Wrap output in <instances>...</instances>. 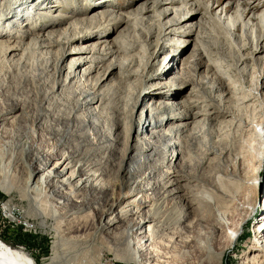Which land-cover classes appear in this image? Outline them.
<instances>
[{"label":"bare ground","instance_id":"obj_1","mask_svg":"<svg viewBox=\"0 0 264 264\" xmlns=\"http://www.w3.org/2000/svg\"><path fill=\"white\" fill-rule=\"evenodd\" d=\"M19 1L23 2L22 5L17 4ZM19 1L13 5V11L34 2ZM62 1H37V6H42V9L33 12L34 16L50 15L55 18L49 22L51 29L45 33L31 29L28 22L21 23L18 26L20 30L13 27L16 31L0 32V51L6 62L17 56L20 58L31 42L47 51L63 46L55 37L58 33L65 35L68 27H61L62 21L56 19L58 15L50 14L63 7ZM81 1L89 2L90 10L81 7ZM236 1L235 8L232 1H227L214 10L208 3L200 6L192 0H144L138 9L118 11L115 0H73L70 14L63 16L70 21L68 26L98 23L96 26L99 25V28L89 32L90 26L87 25L75 32L71 39L68 37V43L74 40L82 44L76 49L82 55L73 59L72 66L66 68L62 65L65 61L62 58L64 48H60L62 54L58 57L57 72L60 76V72L67 69L63 81L65 85L62 79H58L59 90L53 86L42 99V104L47 106H41L32 113L21 101L5 102L0 96V190L10 198V202L5 203L4 218L18 221V215L23 214L24 217L36 218L40 225L50 226L55 238L51 258L64 264H106V256L124 264H176L182 259H205L222 264L226 250L233 245L236 240L234 235L238 233L229 221L234 215L228 203L231 195L221 192L214 184L203 182L194 173L186 172L191 162L184 155L181 137L190 133L187 142H183L187 147L189 141L197 138L198 128H209L232 115V121H226L229 126L226 128L235 126V130H241L250 124L249 137L253 138L249 139L258 147L254 152L253 167L256 163L259 165V152L264 153V121L255 117L254 121L251 119L252 125L250 119L240 114V110L253 105L255 100H264V92L261 93L264 91V0ZM6 4V1L0 0L3 24L10 23L12 18L6 15ZM188 7L191 8L186 10ZM199 8L207 13L220 10V16L215 21L219 23L221 15L224 16L222 28L228 37L230 35V40L239 41L241 48L249 46L235 64V69L242 76L250 71L249 78L253 82L249 93H241L242 97L235 98V109L239 113L235 115L232 108L228 109L221 103V99L229 93L222 83L215 85L218 90H223L217 107L199 103L190 105L193 101L189 100H183L185 103L181 105L169 94L171 88L148 90V83L162 79L170 71L169 68L163 72L154 70L155 64L151 63H148V69L145 67L141 71L139 68L128 69L124 62L119 66L121 79L140 77L144 94L147 88L142 97L143 109L137 118L134 114L139 98L131 104L129 116L124 121L119 107L116 104L111 107V92L110 100L103 105L104 100L109 99V92L103 95L97 88L104 79L87 84V76L95 71L97 64L104 66L108 57L118 53V49L109 42L106 31H101L103 22H123L135 11H140L138 17L145 21L151 13L158 19L159 38H165L177 32L193 33L197 26L199 32L206 31L205 26L197 25L191 16L186 15ZM181 9L187 12L176 17V11ZM232 9L236 17L229 14L225 19ZM173 12L175 16L170 17ZM24 15L21 13L20 17ZM238 27L240 34L233 32L238 31ZM96 38L97 41H92ZM161 41L166 43L169 40L165 38ZM203 58L201 53L200 57L194 56L197 60L194 63L202 67L200 62ZM112 67L114 71L117 64L113 63ZM78 78L82 80V87L79 88L76 86ZM179 79L174 75L168 78V82L155 86L165 88ZM239 81L244 83L245 79ZM61 89L66 90L64 94L70 97L59 94ZM68 101L73 105L63 110L61 106ZM52 105L59 108L53 109ZM108 106L111 112L105 117L108 121L106 125L101 112ZM144 112H148V118L144 117ZM158 117L159 120H156ZM126 122H130L131 132L133 130L136 134V144L127 142L126 151L119 155L120 139L115 132L119 125ZM163 142L165 148L160 145ZM222 154V150L205 145L204 157L199 164L204 165L208 156L220 157ZM182 159L183 164L178 168L175 162ZM255 175L258 177L261 174H253L251 180L256 178ZM263 182L264 173L261 181L253 184L255 188L258 186L259 196L262 195ZM261 198L263 201L259 209L263 212L264 193ZM15 206H19L22 212ZM253 207L240 224L248 222ZM206 216L214 224L209 235L204 233L201 222ZM88 222L92 224L93 231L80 232V227ZM260 222L254 229L255 238L247 244L248 252L239 256L238 264H264V216ZM222 233L225 235L223 240L218 238L216 241L217 235ZM219 240L223 245L218 243ZM10 245L0 239V264H35L29 254L13 250Z\"/></svg>","mask_w":264,"mask_h":264},{"label":"rangeland","instance_id":"obj_2","mask_svg":"<svg viewBox=\"0 0 264 264\" xmlns=\"http://www.w3.org/2000/svg\"><path fill=\"white\" fill-rule=\"evenodd\" d=\"M5 1L7 2L5 7L6 15L9 14L12 18L8 24H3V21L0 19V32L5 33L6 31H16L17 28L19 29L18 26L23 22L30 23L32 27L31 29L35 31H43L45 33L48 29H51L49 22L55 18H52L50 15H33V12L42 9V6H37V1L39 0H34L29 6H19V9H15L14 11L12 10V7L19 0H4V2ZM9 1L10 3L8 4ZM143 1L144 0H115L118 5V11L138 9ZM227 1H232V3H234V8L238 4V1L236 0H192L193 3L200 4V6L203 3H208L210 7L213 6L214 10L217 9L216 7L219 5L221 7L224 6ZM243 1L245 0H241L240 2ZM72 2L73 0H64L62 1L63 7H60L54 12H50V14L54 13L58 15L56 19L62 21V24L60 25L61 27H68L65 35H60L58 33L55 37V39H59L60 42L63 43V46L50 48L49 52L38 48L35 42H31L29 48L27 46V49L25 50V53H27L20 55V58L19 56L13 58L14 62L13 60L6 62L0 51V96L5 102L21 101L25 104L26 110L32 113L33 111L40 109L41 106H47V104H42V99L47 90L53 88V86H55V90H57V88L59 90L56 81L62 79L63 82L67 71V69H65L64 72H60V76H58V57L62 54L60 48H64L62 58L65 61L62 65L66 68L72 66L73 59L82 55L76 51V49L82 44H79L74 40L68 43V39L74 37L75 32L77 33L82 28H86L87 25L90 26L89 32H95L96 29L99 28V25L96 26L98 23L68 26L70 21L64 19L63 16L70 14ZM22 3L23 2L19 1L17 4L22 5ZM80 6L90 10L89 2L87 1H81ZM23 8L24 11H22ZM190 8L191 7H188L186 10H189ZM43 10L47 11V9ZM186 10L181 9V11H176V17L180 16V14L183 16V13L187 12ZM21 13L25 14L23 18L20 17ZM139 14L140 11H135L132 14H129L130 17H126L123 22L117 21L114 23V20L103 22L101 31H106L109 42L118 49V53L108 57L104 66H102L101 63H98V67L95 71L87 76V84L89 83L90 85L95 84L98 80L103 81L104 79L100 88H97L99 93H104L103 95H106L108 94L107 92H109V99H105L103 105L110 100L111 92V107L115 106V104L119 107L120 116L124 117V121L127 116H129L131 104L139 98L134 114L137 118L140 112H142V97L147 93V88L145 89L144 94V86L142 87L140 77L133 78L135 76H132L127 80L121 79L119 66L120 63L124 62L125 65L128 66V69L136 70L139 68L141 71L145 67L148 69L149 66L147 65L148 63H151L155 64L154 70L160 69V72H163V70L169 68L170 71L162 79L148 83V90L171 88L169 94L173 96L174 100L180 102L181 105L185 103L183 100H189L193 101L190 105L199 103L200 105L217 107V103L221 102L219 100V94H223V90H218V87L215 88V85H217V83H222L226 89L229 90V93L224 99H221V103L228 109L232 108L234 114L237 115L239 112L235 109V98L242 97L241 93L242 95L249 93V90L253 87V82L250 81L251 79L249 78L250 71H248V74L246 73L247 75L245 74L242 76L239 71L235 69L236 60L239 58L240 54L248 51L247 47L249 46L246 45L245 48H241L239 47L241 46L239 41L236 42L230 40V35L228 37L225 30L222 28V19H224V16L221 15L222 19L219 23L215 21V18H219L218 15L220 14V10L212 13H207L203 8H199V10L194 12L190 11L189 14L186 15L191 16V20L194 23L205 26L207 30L199 32L197 26L193 33H173L165 36V38H168L169 40L166 41V43H162L161 41V39H165L163 36L159 38L161 31L157 17L150 13L149 15H151V17L148 20L142 21L138 17ZM229 14H233L231 17H236L234 9L228 12L225 19L229 17ZM175 15L173 12L170 17H174ZM220 23L221 25H219ZM13 27L16 29H13ZM233 32L236 34L241 33L239 27L238 31L233 30ZM29 40L30 39H28L27 42H29ZM92 41H97V38ZM35 46L37 48H35ZM200 53L204 56L203 62H200L202 67H199L197 63H194L197 61L194 59V56L198 55V57H200ZM21 56L23 58H21ZM19 61L21 62L19 63ZM113 63L117 64L114 71L112 67ZM81 68L83 69L84 66ZM174 75L180 77V79L165 88L155 86L156 84L160 85V83L168 82V78ZM243 78L245 79V82L241 83L239 80ZM76 82L78 88L82 87V80L80 81V78H78V80L76 79ZM239 88L240 90H238ZM59 92H56V94L59 93L62 94V96L70 97L64 94L67 93L66 90L63 91V89H61ZM262 92L264 91H261V93ZM258 100L259 99L255 100L256 102L254 101L253 105H244L246 106L245 109L242 111L240 110L241 117L244 118L246 116L245 119H250V123L256 118H260L264 121V100L260 98L259 103L257 104ZM71 105H73L72 102L68 101L61 107L63 110H68ZM111 107H105L106 109L104 108L102 112L100 111L104 122H106V118L110 115ZM52 108L58 109L59 107L52 105ZM64 113L68 114L67 112ZM144 114L146 115H144V117L148 118V112H144ZM159 118L160 117L156 120H159ZM232 119V115L225 118L227 122L232 121ZM226 121H221L222 123H218L217 121V123H214V125L209 128L206 126L198 128L199 132L197 138L188 142L190 149H188V146L186 147L183 143L187 142L190 133H186L185 136H182L181 141L182 148L185 151L184 155L186 159H190L188 162H191V166H188L189 168L187 167L186 172L194 173L203 182L214 184L220 188L221 192L232 196V198L230 196L231 201L228 203L231 206L230 210L234 212V215L230 217L229 221H231L237 228L238 233L237 235H234L236 240L233 242V245L226 250L222 264H238L239 256L248 252L247 244L252 238H255V235H253L254 229L257 225L261 224L260 221L264 216V211L261 212L259 209V204L261 205V202L263 201L261 196L264 193V188L262 195L260 194L259 196L258 186L255 188L253 185L254 183L258 184L263 176L264 153L262 151L259 152V165L256 163L253 167V160L256 157L254 152H256L255 150H257L258 147L254 141H250V139L253 138L249 137L250 133L248 131H250V124L248 127H244V129L242 127L241 130H235V126H232L230 129L226 128L229 127L227 126ZM105 124L107 125L108 121ZM129 124L130 122H126L124 125H119V128L115 132L120 139V145L118 147L119 155H122L126 151L128 143L130 145L136 144V134L133 130L131 132ZM252 125L254 124L252 123ZM129 135L131 136L130 140L128 138ZM249 142L251 143V146H249ZM160 145L162 148H165L164 142ZM205 145L216 147L219 150H222L223 154L220 157L212 155L208 156V161L204 165H200L199 161L204 157ZM175 164L180 168L182 166L181 164H183V159L176 161ZM253 169L255 170L251 171ZM255 173L261 175L258 177L255 175L256 178L251 180ZM197 188L198 190L200 189L199 186ZM9 199L8 195L0 190V239L8 245L11 244L10 247H12L13 250L29 254L30 259H32L35 264H64L59 260L51 258L55 238L50 226L40 225L36 218L24 217L22 216L23 214L18 215V218L20 217L18 221H8L4 218V212H6L5 203L10 202ZM15 207L22 212V209H20L19 206ZM251 207H253V210L248 222L240 224V220L247 216ZM1 208H3V210ZM201 222L205 228L204 233L209 235L212 225H214L213 222L208 216H206ZM30 224L32 226H28ZM83 231H89L91 233L93 231L92 224L88 222L86 223V226H81L80 232ZM224 236L223 233L218 234L216 241L218 238L223 240ZM220 242L222 241L219 240L218 243L220 244ZM105 259L107 260L106 264H124L119 260H114L111 256H106ZM194 260L182 259L176 264H214L213 261H207L205 259L200 261Z\"/></svg>","mask_w":264,"mask_h":264}]
</instances>
